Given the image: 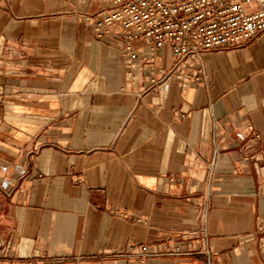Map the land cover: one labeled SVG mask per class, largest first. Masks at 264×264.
<instances>
[{
  "label": "crops",
  "instance_id": "0c3cea01",
  "mask_svg": "<svg viewBox=\"0 0 264 264\" xmlns=\"http://www.w3.org/2000/svg\"><path fill=\"white\" fill-rule=\"evenodd\" d=\"M100 6L0 0V264H264V33L166 77Z\"/></svg>",
  "mask_w": 264,
  "mask_h": 264
},
{
  "label": "built area",
  "instance_id": "2783aa9c",
  "mask_svg": "<svg viewBox=\"0 0 264 264\" xmlns=\"http://www.w3.org/2000/svg\"><path fill=\"white\" fill-rule=\"evenodd\" d=\"M92 1L100 2L101 6L84 15L93 21L95 37L102 39L119 31L121 55L131 66H137L140 60L135 47L139 40L148 42V60L152 63L158 52L169 45L175 65L168 72L158 69L166 77L189 58L244 46L264 33V0ZM155 68L154 63L153 71Z\"/></svg>",
  "mask_w": 264,
  "mask_h": 264
}]
</instances>
